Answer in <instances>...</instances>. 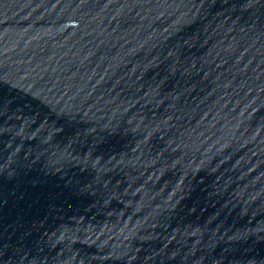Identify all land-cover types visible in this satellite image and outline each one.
I'll return each instance as SVG.
<instances>
[{
	"label": "water",
	"instance_id": "95a60500",
	"mask_svg": "<svg viewBox=\"0 0 264 264\" xmlns=\"http://www.w3.org/2000/svg\"><path fill=\"white\" fill-rule=\"evenodd\" d=\"M0 264H264V0H0Z\"/></svg>",
	"mask_w": 264,
	"mask_h": 264
}]
</instances>
